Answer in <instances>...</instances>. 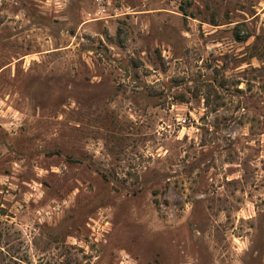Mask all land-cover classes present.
I'll list each match as a JSON object with an SVG mask.
<instances>
[{
  "label": "rangeland",
  "instance_id": "obj_1",
  "mask_svg": "<svg viewBox=\"0 0 264 264\" xmlns=\"http://www.w3.org/2000/svg\"><path fill=\"white\" fill-rule=\"evenodd\" d=\"M0 264H264V0H0Z\"/></svg>",
  "mask_w": 264,
  "mask_h": 264
}]
</instances>
